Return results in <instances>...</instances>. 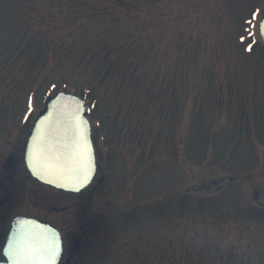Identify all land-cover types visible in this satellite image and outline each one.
I'll return each instance as SVG.
<instances>
[{
	"label": "rangeland",
	"instance_id": "rangeland-1",
	"mask_svg": "<svg viewBox=\"0 0 264 264\" xmlns=\"http://www.w3.org/2000/svg\"><path fill=\"white\" fill-rule=\"evenodd\" d=\"M263 13L264 0H0V259L28 215L61 231L60 264H264ZM58 90L92 107L97 172L78 194L23 163Z\"/></svg>",
	"mask_w": 264,
	"mask_h": 264
},
{
	"label": "water",
	"instance_id": "water-1",
	"mask_svg": "<svg viewBox=\"0 0 264 264\" xmlns=\"http://www.w3.org/2000/svg\"><path fill=\"white\" fill-rule=\"evenodd\" d=\"M264 43V15L258 23ZM24 147V164L32 178L56 190L77 194L93 180L97 165L86 115L89 108L76 95L57 92L44 99ZM28 240L32 251L21 257L18 249ZM47 249H55L50 255ZM0 264H59L62 256L60 231L48 222L18 215L11 220Z\"/></svg>",
	"mask_w": 264,
	"mask_h": 264
},
{
	"label": "snow or ice",
	"instance_id": "snow-or-ice-1",
	"mask_svg": "<svg viewBox=\"0 0 264 264\" xmlns=\"http://www.w3.org/2000/svg\"><path fill=\"white\" fill-rule=\"evenodd\" d=\"M29 244L30 242L28 240H24L21 247L17 250L21 257H26L32 251V249L29 247ZM46 251H48L53 257L56 255L55 249H47ZM20 264H24L23 260L20 262ZM41 264H49V262H41Z\"/></svg>",
	"mask_w": 264,
	"mask_h": 264
},
{
	"label": "flooded vegetation",
	"instance_id": "flooded-vegetation-1",
	"mask_svg": "<svg viewBox=\"0 0 264 264\" xmlns=\"http://www.w3.org/2000/svg\"><path fill=\"white\" fill-rule=\"evenodd\" d=\"M246 22H248V23H249V22H251V20H250V19H247V20H246Z\"/></svg>",
	"mask_w": 264,
	"mask_h": 264
}]
</instances>
